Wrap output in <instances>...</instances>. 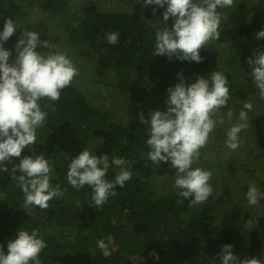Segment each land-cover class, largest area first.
Wrapping results in <instances>:
<instances>
[{"label":"trees","instance_id":"obj_1","mask_svg":"<svg viewBox=\"0 0 264 264\" xmlns=\"http://www.w3.org/2000/svg\"><path fill=\"white\" fill-rule=\"evenodd\" d=\"M9 1L35 13L36 24H45L43 31L48 37L39 35L41 41L59 46L61 52L86 50L91 63L93 60L96 65L93 80L96 85L110 86L105 82L108 71L118 74L129 68L135 71L138 82L156 84L153 93L162 94L180 82V75L185 83H191L197 76L209 78L212 72L220 71L228 79L230 99L219 111H229L234 102H246L256 93L248 63L247 82L230 76L237 60L236 49L247 60L255 51L264 49V37L256 38V33L264 30V0H248L221 19L220 37L214 40V45L200 49L203 58L200 63L154 55L155 34L163 26L161 19L166 5L164 8L149 5L147 10L137 0H77L79 4L73 7L74 0ZM13 9L0 8V31L6 18L23 25L24 31H33L30 21L13 15ZM171 22L170 18L169 26ZM55 30L58 43L49 38L55 35ZM111 32H119L115 45L106 38ZM18 33L16 30L13 37H20ZM6 44L14 51L9 61L12 62L15 45L7 40L4 48ZM87 73L81 69L78 77ZM99 88L94 86L88 94L91 102L72 82L61 91L58 101L47 98L39 101L47 118L44 126L37 129L36 142L25 148L20 158H12V163L6 165L7 172H0V248L7 252V242L23 228L29 232L38 230L45 240L47 246L39 255L41 264H220L219 253L225 244L232 245L233 255L239 258L264 261V215L254 214L252 208L246 207L226 210L223 204L232 198L227 190L221 196L215 194L216 180L210 184L213 192L207 201L190 206L191 198L183 199L180 190L174 187L176 170L170 161L153 164L148 159V127L126 123L117 114L113 116L108 105L99 103L105 97ZM124 95L131 98L128 93ZM164 109L167 105H163L161 110ZM247 125L253 133L252 143L264 152V115L252 116ZM77 132L101 140L91 150L94 155L107 154L110 162L114 157L130 161L132 178L124 187L116 186V195L109 196L101 207L91 200L90 187L85 185L77 190L67 182L71 158L82 151L75 153L67 147L72 134ZM40 154L52 169L51 185H59L63 191V196L49 201L47 209L25 206L15 178L21 173L12 172V166L24 156ZM118 171L112 165L106 179L113 181ZM161 177L162 181L155 184ZM215 212L220 216L217 222L211 218ZM249 219L253 221L251 230L245 227ZM108 235L113 237V243L111 255L106 258L97 241L107 242ZM135 255L144 261L134 262Z\"/></svg>","mask_w":264,"mask_h":264},{"label":"clouds","instance_id":"obj_2","mask_svg":"<svg viewBox=\"0 0 264 264\" xmlns=\"http://www.w3.org/2000/svg\"><path fill=\"white\" fill-rule=\"evenodd\" d=\"M141 3V0L140 2ZM156 5L166 9L163 12V26L155 34V56L176 57L181 61L202 62L200 49L220 37L221 14L218 8L234 5V0H142V7ZM156 9L153 8V15ZM171 18V26L168 21ZM18 24L6 18L0 31V172H7L12 158H20L25 148L36 142L37 129L44 126L47 113L41 110L39 101L47 98L58 101L61 91L68 87L78 74V68L65 52L50 51L54 44L41 41L39 33L23 31L15 45L16 56L10 61L11 50L3 47L12 37ZM264 37V30L256 38ZM110 44H117L119 32L107 34ZM38 45L48 48L47 54L36 51ZM251 76L264 98V49L255 51L247 60ZM179 75V74H178ZM166 111H152L150 119L139 114V122L148 125L149 138L146 141L150 151L147 156L153 164L169 162L176 170L174 187L179 196L190 199V206L203 204L212 194L209 181L211 170L193 167L215 129L213 119L216 112L226 107L230 99L228 79L220 71H214L209 78L197 76L194 82H180L167 89ZM251 104H245L239 113L241 123L227 132V146L235 150L239 133L247 125V112ZM231 117V110L228 112ZM115 165L119 171L113 181L106 179L109 168ZM130 161L114 157L111 162L107 154L94 155L85 147L75 158H71L67 170V182L77 190L85 185L92 189L91 200L96 207L103 206L109 196L116 195V186L124 187L132 178ZM24 195L25 206L47 209L49 201L63 196L59 185H51L52 169L43 154L24 156L12 166V172ZM264 197L255 184L248 187L246 198L251 206ZM182 203V201H180ZM79 204V202H77ZM248 230L253 221L245 223ZM98 240L97 245L104 257L111 255L113 237ZM46 242L38 230L31 232L19 228L15 237L7 242V252L0 248V264H41L40 253ZM220 264H264L258 258L242 259L232 253V245L222 246ZM158 259V257H156Z\"/></svg>","mask_w":264,"mask_h":264},{"label":"rangeland","instance_id":"obj_3","mask_svg":"<svg viewBox=\"0 0 264 264\" xmlns=\"http://www.w3.org/2000/svg\"><path fill=\"white\" fill-rule=\"evenodd\" d=\"M248 0H234V5L232 7L227 8H219L217 11L221 14V19L227 17L231 11L237 8L239 5L246 3ZM140 0H137L138 4ZM79 4L77 0H74L71 4L76 6ZM0 8H8L12 7L13 15L24 17V20L27 22L30 21V29H34L33 31L39 33L42 38H47L48 35L45 30V24L35 23L37 20V15L32 13L31 11H25L22 6L16 7V2L9 0H0ZM8 5V6H7ZM100 9L102 10V6L100 5ZM149 7L147 6V10ZM105 10V8H104ZM112 10V9H111ZM34 21V22H33ZM54 24V23H53ZM24 31V26L19 25L17 28V33L20 34ZM14 36V35H13ZM10 37L8 39L11 42L12 46L16 45L19 36ZM56 30L55 35L49 36L56 40ZM49 44L50 43L48 41ZM10 44V43H9ZM6 44L5 49L11 50V56L14 55V51L11 46ZM214 45V41H211L209 44L205 45ZM237 46H240L241 43H236ZM258 46V45H257ZM256 46V47H257ZM59 47V46H58ZM58 47L54 44L53 48L50 51H59ZM43 47H37L36 51L41 52ZM228 49H231L228 48ZM83 49L72 51L73 53L65 52L68 57L72 60V62L78 68V74L80 70H87L88 73L85 77L79 78L77 76L72 80V83L83 93H86L88 100L92 101L89 98L91 92H93L94 86L101 87L100 91L103 92V100L99 102L100 104L108 105V110L113 113V116L118 115V119H124L126 123H134L140 124L139 122V114H143V118L145 120L150 119V113L152 111H166L167 109L161 110L163 105L166 104V100L168 97V93L164 92L162 94H154L153 91L156 89V84L149 83L145 85L137 81L135 77V71L129 68H123L120 73L116 74L112 71H108L105 82L110 86H100L93 83V80L96 79L94 76L96 67L95 62L92 60L88 54V52L82 51ZM237 50V49H236ZM235 52V56L237 58L236 64L233 66V70L231 72L230 78L237 79L239 82H247V59L244 57V54L241 55V51L237 50ZM262 50V49H260ZM48 48L41 53L46 52L47 54ZM259 51V50H258ZM10 56V58H11ZM253 58V57H252ZM230 69V68H229ZM134 72V73H133ZM237 81V82H238ZM253 84L255 82L253 80ZM116 88V89H115ZM256 93L249 97L246 102H234L233 105L230 106V110L232 111L231 117H229L228 112L230 111H217L214 115L213 119L216 121L215 129L210 134L208 143L204 148L201 149L200 156L198 160L194 163L193 167H201L205 170L212 171V177L209 181L212 184L213 180H216L214 186V192L218 196H221V193L227 190L229 194L230 202L224 203L223 207L226 210L234 209L235 206L245 209L252 208V212L257 215H264V197L258 199V204L255 206L249 205L246 193L248 187L252 184H255L261 191H264V152H260L257 149L256 145L252 143L253 133L249 131L246 127V130L243 129L239 133L238 144L239 146L233 150L227 146V132L229 129L237 123H241L239 119V113L244 109L245 104H251V110L247 112L248 120L251 119L252 116L260 117L264 115V98H261L259 89L256 87ZM90 89V90H89ZM125 93L131 98L125 97ZM227 114H224V113ZM148 127V125H146ZM101 144V140L99 138H92V136H88L86 134L77 132L73 133L71 136V141H68L67 147L76 151L80 149H84L85 147L88 150H92L93 147ZM254 176L251 178V176ZM164 177H161L157 180V183L162 181ZM211 218L217 222L220 218L217 212L214 214L211 213ZM210 218V219H211ZM134 262H142L144 258L140 256L132 257ZM70 264V262H68Z\"/></svg>","mask_w":264,"mask_h":264},{"label":"built area","instance_id":"obj_4","mask_svg":"<svg viewBox=\"0 0 264 264\" xmlns=\"http://www.w3.org/2000/svg\"><path fill=\"white\" fill-rule=\"evenodd\" d=\"M68 264V263H67Z\"/></svg>","mask_w":264,"mask_h":264}]
</instances>
